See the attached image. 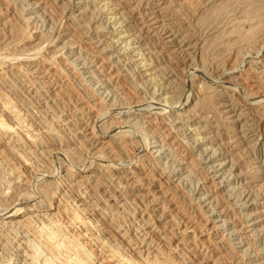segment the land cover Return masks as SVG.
I'll return each instance as SVG.
<instances>
[{"label":"rangeland","instance_id":"rangeland-1","mask_svg":"<svg viewBox=\"0 0 264 264\" xmlns=\"http://www.w3.org/2000/svg\"><path fill=\"white\" fill-rule=\"evenodd\" d=\"M103 245L264 264V0H0V264Z\"/></svg>","mask_w":264,"mask_h":264},{"label":"bare ground","instance_id":"bare-ground-1","mask_svg":"<svg viewBox=\"0 0 264 264\" xmlns=\"http://www.w3.org/2000/svg\"><path fill=\"white\" fill-rule=\"evenodd\" d=\"M26 212L25 211H20V212H18V213H16L15 215H14V217H21V216H23L24 214H25ZM72 213V212H71ZM23 214V215H22ZM29 218V217H28ZM25 219V218H24ZM26 219H27V217H26ZM71 219H73V218H71ZM23 221V220H22ZM31 221V220H30ZM29 221V222H30ZM74 221V220H73ZM76 222V221H75ZM23 223V222H22ZM21 223V224H22ZM77 223H78V221H77ZM72 224V223H71ZM86 224V223H85ZM80 225L79 224V227L82 229V236H81V238H82V240H83V242H86V243H89L90 241L93 243V241L95 240L94 238V234H93V230H94V228H93V230L91 229V228H89L87 225ZM30 225H31V222H30ZM75 225H77V224H75ZM29 227H31V226H29ZM78 227V228H79ZM92 227V226H91ZM72 228V227H71ZM73 228H74V225H73ZM76 228H77V226H76ZM76 230V229H75ZM80 230V229H79ZM146 233V232H145ZM49 235V234H48ZM60 237V236H59ZM51 238V237H50ZM73 239V238H72ZM82 242V243H83ZM90 242V243H91ZM98 242V241H97ZM51 243V242H50ZM49 243V244H50ZM63 243V242H62ZM61 243V244H62ZM95 244H96V242H95ZM100 244V243H99ZM88 245V244H87ZM86 245V246H87ZM97 245H98V243H97ZM48 246V245H47ZM85 247V246H84ZM102 247H104V245L102 246ZM69 248V247H68ZM99 248V258H100V260H101V263L102 264H125V261H123V260H121V258H120V256H116V254H113V253H110V252H108V251H110L109 249H108V251H107V249L105 250V247L104 248H102V249H104V250H102L101 249V247H98ZM107 248V247H106ZM86 249V248H85ZM72 250H74V249H72ZM78 250H80V249H78ZM82 250V249H81ZM80 250V251H81ZM77 252V251H76ZM85 252V251H84ZM98 252V251H97ZM81 253L82 254H85V253H83V250L81 251ZM80 253V254H81ZM90 253V252H89ZM74 254V253H73ZM97 254V253H96ZM63 255V254H62ZM86 255V254H85ZM84 255V256H85ZM118 255V254H117ZM89 256V255H88ZM96 257V256H95ZM63 258V257H62ZM76 258V257H75ZM80 258V257H79ZM87 259H89V258H87ZM97 259V258H96ZM75 261V260H74ZM65 262V261H64ZM88 262V261H87ZM89 263V262H88ZM81 264V263H80ZM128 264V263H127Z\"/></svg>","mask_w":264,"mask_h":264}]
</instances>
